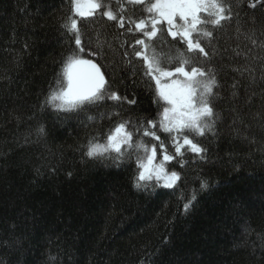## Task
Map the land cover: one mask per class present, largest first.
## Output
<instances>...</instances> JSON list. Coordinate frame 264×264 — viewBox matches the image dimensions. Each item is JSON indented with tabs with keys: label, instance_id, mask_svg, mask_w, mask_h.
I'll list each match as a JSON object with an SVG mask.
<instances>
[{
	"label": "trees",
	"instance_id": "16d2710c",
	"mask_svg": "<svg viewBox=\"0 0 264 264\" xmlns=\"http://www.w3.org/2000/svg\"><path fill=\"white\" fill-rule=\"evenodd\" d=\"M225 4L231 19L207 25L213 35L201 38L207 57L166 31L154 45L166 69L183 53L186 70L215 76L211 129L185 131L206 150L201 159L188 146L176 156L175 134L159 127L162 101L134 55L144 37L128 31L133 6L123 28L99 12L74 17L79 55L100 68L105 98L65 112L48 97L78 52L75 34L62 27L70 0H0V264H264V0ZM111 92L122 99H107ZM148 120L159 140L143 134ZM122 121L135 141L156 146L157 159L161 143L174 156L164 162L180 176L173 188L135 186L139 143L121 159L86 155L89 142L105 143Z\"/></svg>",
	"mask_w": 264,
	"mask_h": 264
},
{
	"label": "snow or ice",
	"instance_id": "6c2138e0",
	"mask_svg": "<svg viewBox=\"0 0 264 264\" xmlns=\"http://www.w3.org/2000/svg\"><path fill=\"white\" fill-rule=\"evenodd\" d=\"M116 2L117 8L114 10L110 0H70L72 16L62 27H65L69 33L75 34L78 52L68 57L63 68V82L57 81L58 88L48 97V103L59 111L71 112L85 104L105 98L106 81L100 68L91 60L83 59L79 55L84 48L78 21L74 17L94 18L99 12L109 21L118 20L119 26L123 28L126 6L131 5L133 11L132 15L127 17V23L134 25V28L129 27L128 31L141 32L144 37L135 40V45H140L141 49L136 50L133 46L134 55L143 59L147 68L145 75L155 81L158 100L164 101L167 105L161 113L159 127L166 133L175 134L172 139L176 156H183L182 148L188 146L187 150L204 159L202 153L206 150L189 138L185 130L203 136L206 129H211L208 121L214 117V111L209 97L214 95L215 76L209 77L208 72L200 67L191 66L190 70H186V66H190L191 61L184 59L183 53H180L181 58L174 71L166 69L154 45L166 31L172 41L186 45L188 53L198 52L207 57L208 53L202 47L201 38L211 37L213 32L206 26L211 25L215 28L220 26L223 20L231 19V5H226L225 0H116ZM136 6H140L138 19ZM173 59L175 57H167L169 62ZM177 74L183 79H172ZM107 99L120 101L122 97L116 92H111ZM129 124L130 121H122L116 125L114 131L107 136L106 144L89 142L86 155L94 158L115 152L114 159H121L125 155L122 145H127L128 148L134 146L133 133L127 131ZM155 128L156 122L148 120L143 134L159 140L153 130ZM44 131L43 127L38 129L41 134ZM135 147L143 148L146 154L145 157L137 159L138 174L135 178V186L140 188L144 186L142 182L155 179L157 183L163 181V187L173 188L180 176L175 171L168 173L165 170L164 162L173 160L174 156L167 154L163 144L159 146L164 151L163 160L159 164L154 163L156 146L151 150L143 143L136 144ZM201 187L206 185L202 183ZM192 199H195V195ZM190 205L191 200L184 205L185 211Z\"/></svg>",
	"mask_w": 264,
	"mask_h": 264
},
{
	"label": "bare ground",
	"instance_id": "6f19581e",
	"mask_svg": "<svg viewBox=\"0 0 264 264\" xmlns=\"http://www.w3.org/2000/svg\"><path fill=\"white\" fill-rule=\"evenodd\" d=\"M93 62V61H92ZM94 63V62H93ZM161 101V100H160ZM161 104H162V109H161V113L163 112V108L165 107L164 106V104L162 103V102H160ZM132 143L133 144H136V143H141L140 142V140H138V141H135L134 139L132 140ZM100 144H104V143H100ZM128 147L126 146V147H123V149H127ZM138 149V148H137ZM141 151H142V155H143V157H145V152H144V149L143 148H139ZM141 157V156H140ZM145 183H155V184H158V185H160V186H162L163 184L162 183H157V181H154V180H152V181H146Z\"/></svg>",
	"mask_w": 264,
	"mask_h": 264
},
{
	"label": "rangeland",
	"instance_id": "374dc122",
	"mask_svg": "<svg viewBox=\"0 0 264 264\" xmlns=\"http://www.w3.org/2000/svg\"><path fill=\"white\" fill-rule=\"evenodd\" d=\"M174 71V70H173ZM172 79H183V77L182 76H179L178 74L177 75H175L174 77H172ZM170 82V81H169ZM162 101V100H161ZM162 103H164V101H162ZM164 106L166 107L167 105L164 103ZM186 131V130H185ZM174 134V133H173ZM183 142V141H182ZM107 143V141L104 143V144H106ZM127 145H122V148L123 147H126ZM163 160V157L161 158V159H155L154 160V163L155 164H159L161 161ZM169 173V172H168ZM154 181H156L155 179H153ZM142 183H145V182H142ZM160 183H162L163 184V181H160Z\"/></svg>",
	"mask_w": 264,
	"mask_h": 264
}]
</instances>
